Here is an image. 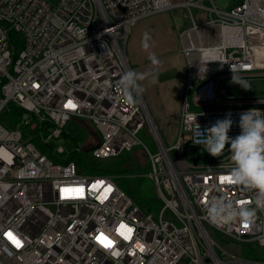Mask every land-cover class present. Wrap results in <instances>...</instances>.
Returning a JSON list of instances; mask_svg holds the SVG:
<instances>
[{
  "label": "built area",
  "instance_id": "1",
  "mask_svg": "<svg viewBox=\"0 0 264 264\" xmlns=\"http://www.w3.org/2000/svg\"><path fill=\"white\" fill-rule=\"evenodd\" d=\"M184 7L190 18V8L206 17L192 18L191 27L178 34L186 70L175 140L166 146L142 95L135 106L127 105L116 85L130 70L124 47L131 28ZM188 33L193 38L187 40ZM259 71H264V0L221 7L214 0H55L54 5L0 0V264H264V210L257 209L246 227L239 220L214 224L204 212L213 197L255 207L249 203L254 191L221 180L229 168L228 146L201 165L182 158L186 146L204 150L190 139L195 117L203 131L230 114L228 135L234 138L242 112L264 111L192 110V104L221 100L211 76H238L248 84ZM69 101L75 108L65 107ZM10 105L22 112L13 124ZM70 119L94 129L89 148L94 160L138 146L150 164L147 176L160 204L156 214L143 212L109 174H79L75 162L51 158L49 140L59 138ZM144 128L155 153L137 138ZM121 223L134 230L130 240L116 231L119 243L112 250L91 241ZM9 232L19 247L5 235ZM247 245L259 247L263 258L244 257Z\"/></svg>",
  "mask_w": 264,
  "mask_h": 264
},
{
  "label": "clouds",
  "instance_id": "2",
  "mask_svg": "<svg viewBox=\"0 0 264 264\" xmlns=\"http://www.w3.org/2000/svg\"><path fill=\"white\" fill-rule=\"evenodd\" d=\"M146 39L142 41L145 49L149 47ZM149 60L151 67L146 72L129 70L122 73L116 87L125 104L130 106L137 104V97L144 91L140 81L151 77V82H156L154 72L160 62L154 55H150ZM232 80L245 89L250 87L242 77L232 76ZM105 83L109 87L111 86L109 82ZM74 103L72 102V104ZM194 119L196 128L190 138L193 144L203 146L204 150L212 157L222 156L227 145V150L230 153L228 156L229 168L224 177L229 179L225 182L255 192L254 200L249 202L255 204L254 208L245 203L236 204L230 200L213 197L204 208L207 218L217 225H226L237 220L245 225H251L256 218L257 209L264 210V111L252 108L242 112L238 124L241 131L234 138L228 135L233 125L230 114L226 115L223 120H217L211 127L205 128L203 131L196 123V117ZM115 232L116 229H112L111 232L104 234L114 244L119 243L115 239ZM125 234H127L126 231ZM97 236L92 235L90 239L97 247H100L102 243L97 241ZM103 242L107 243V241ZM112 248H105V250H112Z\"/></svg>",
  "mask_w": 264,
  "mask_h": 264
},
{
  "label": "rangeland",
  "instance_id": "3",
  "mask_svg": "<svg viewBox=\"0 0 264 264\" xmlns=\"http://www.w3.org/2000/svg\"><path fill=\"white\" fill-rule=\"evenodd\" d=\"M45 1L51 5L55 4V0ZM190 11L194 17L198 13V10L194 8H190ZM170 13L173 15L172 20L177 26L183 23V14H186L188 16L186 22L189 23L190 16L188 15V10L186 7L173 9ZM129 36L124 47V53L128 59L130 70H135L140 73L146 72V70L143 71L142 67L144 58H140L139 54L136 51V56L135 54L131 56L128 51ZM165 54L170 57V64L174 72L176 71L177 73H179L180 71H183L184 68L186 70L185 59L180 53L179 47H177L176 50H166ZM158 58L163 59L162 55ZM163 60L165 63V59ZM262 94L264 95V92ZM141 95L147 110L152 116L145 97L143 96V94ZM191 95L192 91L189 92V101L192 104ZM177 115L178 111L175 114L174 121H177ZM152 118L154 119L153 116ZM154 121L161 133L166 146L169 145V143L174 142L175 133L171 134L170 132H168L170 129L165 128V125L167 124L163 123V121H161L160 119H154ZM81 122V120L70 119L63 128V134L59 138H53L49 140L48 147L51 152V158L55 161L62 162L71 158L70 156L75 157V160L77 161V173L79 174L89 175V169L86 168V166L94 167L101 171H107L106 174L112 176L113 181L119 187H121L122 189L125 188L130 191V194L128 196L138 202L143 212H154V214H156L160 204L157 199V192L154 183L147 176L150 170V164L148 161H145L143 159V156L137 150L138 146H134L131 151H124L116 157L114 156L106 159L94 160L91 156V150H89L90 147L94 146V142L93 140H88L90 139L91 135L88 130L81 124ZM137 138L143 144H145L152 153L156 152L153 138L145 128L137 133ZM58 147H60L62 151H57ZM170 154L171 156L175 155L176 151H171ZM182 158L186 163L201 165L209 162L211 160V155H209L206 151L202 150L199 147L186 146L184 151L182 152ZM118 176L121 178H119Z\"/></svg>",
  "mask_w": 264,
  "mask_h": 264
},
{
  "label": "crops",
  "instance_id": "4",
  "mask_svg": "<svg viewBox=\"0 0 264 264\" xmlns=\"http://www.w3.org/2000/svg\"><path fill=\"white\" fill-rule=\"evenodd\" d=\"M195 9V8H194ZM198 13L192 18L195 21L202 22L205 20L206 15L199 9ZM171 11L162 12L139 20L132 28L128 40V51L131 56L136 53L143 59V71H148L151 67L149 56L154 55L156 58L162 55L165 59L158 58L159 65L157 66L154 76L155 83L151 82V77L141 81V85L144 89L142 92L145 97L150 112L154 119H160L163 123H166L165 128H169L171 134L175 133L174 117L178 111L180 105L183 88H184V73L183 71L177 73L173 71L170 64V57L165 54L166 50H176L179 47V33L183 32L187 28L191 27L192 21L190 18L189 23L186 22L188 16L183 14V23L177 26L173 19ZM147 36V39H146ZM149 45L145 49L142 45V41H145ZM132 59V57H131ZM217 75V76H216ZM211 77L218 80L217 92L220 95V101L218 103L200 104L199 106L191 105L192 110H234L252 107H264V92L263 90H255L251 93L241 94L238 92H231L230 95L224 92L226 84L235 82L232 77L224 74H216ZM250 81L262 80L264 81V72H257L253 76L249 77ZM81 124L88 130L91 137L95 134L92 126L87 122H81ZM89 127H88V126ZM88 139V140H90Z\"/></svg>",
  "mask_w": 264,
  "mask_h": 264
},
{
  "label": "trees",
  "instance_id": "5",
  "mask_svg": "<svg viewBox=\"0 0 264 264\" xmlns=\"http://www.w3.org/2000/svg\"><path fill=\"white\" fill-rule=\"evenodd\" d=\"M241 0H228V3H229V6H234L236 4H239ZM12 36V35H11ZM22 112L16 107V106H13V105H10L9 106V116H11V120H10V123L13 124L14 122L18 121L20 116H21ZM8 117V116H7ZM94 130V129H93ZM63 134V133H62ZM71 158H69L67 161H73L77 164V161L75 160V157H72L70 156ZM86 168L89 169V174H98V175H104L107 173V171H101L97 168H94V167H89V166H86ZM121 188V187H120ZM122 189V188H121ZM127 195L130 194V191L123 188L122 189ZM138 203V202H137ZM261 249L255 245H250V246H243V248L241 249V254L244 256V257H247V258H250V259H261L263 258L262 257V253L260 251Z\"/></svg>",
  "mask_w": 264,
  "mask_h": 264
},
{
  "label": "snow or ice",
  "instance_id": "6",
  "mask_svg": "<svg viewBox=\"0 0 264 264\" xmlns=\"http://www.w3.org/2000/svg\"><path fill=\"white\" fill-rule=\"evenodd\" d=\"M65 107H67V108H75V105L74 104H72V102L71 101H69L66 105H65ZM227 179H229V178H227V177H221V180L222 181H225V180H227ZM95 187V186H94ZM62 191H67V190H62ZM77 192L79 191V190H76ZM247 225H245V227H246ZM117 231V233L124 239V240H130L131 239V234H132V232H133V229L131 228V227H128L127 225H125V224H123V223H121L120 224V226H119V228L116 230ZM125 231L127 232V234H125ZM17 247H19L20 246V242L13 236V234L11 233V232H9V233H6L5 234ZM101 237H103V240H101ZM97 241L98 242H100V243H102V246L103 247H105V248H111V247H113L114 246V243L111 241V240H109L107 237H105L104 236V234L103 233H101V234H99L97 237ZM103 241H107V243H104ZM136 247H138V248H140V250L142 251L143 250V248H142V246H140L139 244H137L136 245Z\"/></svg>",
  "mask_w": 264,
  "mask_h": 264
},
{
  "label": "water",
  "instance_id": "7",
  "mask_svg": "<svg viewBox=\"0 0 264 264\" xmlns=\"http://www.w3.org/2000/svg\"><path fill=\"white\" fill-rule=\"evenodd\" d=\"M215 4L218 6H224V4L228 3V0H214ZM250 86L249 88L245 89L241 85L235 83V82H230L226 84V87L224 89V92L228 95H230L231 92H238L240 91L241 94H247L251 93L255 90H263L264 89V81L262 80H254L248 83Z\"/></svg>",
  "mask_w": 264,
  "mask_h": 264
},
{
  "label": "bare ground",
  "instance_id": "8",
  "mask_svg": "<svg viewBox=\"0 0 264 264\" xmlns=\"http://www.w3.org/2000/svg\"><path fill=\"white\" fill-rule=\"evenodd\" d=\"M185 36V38L187 39V40H189V39H191V38H193V34L192 33H188V34H185L184 35ZM218 40V39H217ZM192 44H193V41H192ZM196 45H189L188 47L189 48H191V47H195ZM194 54H196V53H193V55ZM195 56V55H194ZM207 56H208V49H206V51H204V52H202L201 53V57H205V58H207ZM202 70H204V69H202Z\"/></svg>",
  "mask_w": 264,
  "mask_h": 264
}]
</instances>
